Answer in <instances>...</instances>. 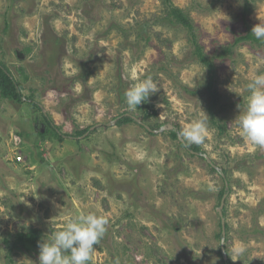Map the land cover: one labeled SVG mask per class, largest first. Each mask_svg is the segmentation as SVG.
Returning a JSON list of instances; mask_svg holds the SVG:
<instances>
[{
	"label": "rangeland",
	"instance_id": "1",
	"mask_svg": "<svg viewBox=\"0 0 264 264\" xmlns=\"http://www.w3.org/2000/svg\"><path fill=\"white\" fill-rule=\"evenodd\" d=\"M172 2L215 66V123L211 74L159 0H0V62L24 96L63 135L102 127L88 139L42 140L41 114L0 98V264H39V248L14 249L18 233L48 240L93 212L109 225L89 264H264V147L238 123L247 83L264 74V40L235 44L264 23V0H247V18L244 0ZM147 77L157 92L130 109L125 91ZM202 110L208 135L193 155L170 132L179 138ZM125 113L144 127H118Z\"/></svg>",
	"mask_w": 264,
	"mask_h": 264
},
{
	"label": "clouds",
	"instance_id": "2",
	"mask_svg": "<svg viewBox=\"0 0 264 264\" xmlns=\"http://www.w3.org/2000/svg\"><path fill=\"white\" fill-rule=\"evenodd\" d=\"M251 33L257 40H264V23L254 25ZM246 90L249 93L247 105L238 117L240 134L254 145L264 147V74L255 75L247 83ZM156 92L155 83L147 77L126 90L124 99L130 109H137ZM208 118L205 113L179 130L178 135L186 146L205 142ZM108 225L107 217L94 212L69 219L62 230L51 232L48 235L50 239L39 242V264H89L95 251L94 245H98L105 236ZM234 251L239 255L244 249ZM116 264H120L119 260Z\"/></svg>",
	"mask_w": 264,
	"mask_h": 264
},
{
	"label": "trees",
	"instance_id": "3",
	"mask_svg": "<svg viewBox=\"0 0 264 264\" xmlns=\"http://www.w3.org/2000/svg\"><path fill=\"white\" fill-rule=\"evenodd\" d=\"M162 11L165 14V16L171 20L173 23H175L178 26H181L183 30L187 33L190 43L194 46L195 48V56L197 58V61L204 67L207 68V71L210 76V82L208 83L207 90L209 92L210 98H211V103L209 104V113L211 116V120L215 123V108L219 104V95L215 91V66L211 59L204 53L203 49L198 45V39L197 35L195 33V28L193 25V22L191 18L185 13L183 9H180L176 7L172 0H159ZM252 5L247 2V0H244L243 6H242V15L243 18H247L251 13H252ZM249 40H255L254 36L252 33H248L246 36H241L236 39L235 44H239L241 42L249 41ZM24 87L22 83L18 82L10 70L7 68V66L3 63L0 62V98L4 101H12L16 104H24V105H29L32 108H34L36 111H38L43 120V124L45 127V132L42 133L40 132V135L42 140L46 139L47 136H53L56 139L60 141H64L66 139H74L75 141H78L79 138L85 137L86 139L90 138L92 135H94L101 127V125H96L93 127H88L80 132H77V134H73L72 136L69 135H63L61 133V130L59 127L55 125V123L52 121L50 116L46 114L43 111L42 106L34 100V97H26L23 94ZM128 124H136L139 126L144 125L140 123L136 118L133 116H129L127 113L122 114L119 118L116 119V125L118 127H123ZM105 127V126H104ZM93 128V129H92ZM107 128V127H106ZM177 129V128H176ZM170 132V135L174 139H179L177 136V131ZM93 132H92V131ZM149 131V130H148ZM150 134H153L151 131L149 132ZM78 137V139H77ZM180 146L183 148H186L189 153L191 154H196V153H201V150L198 146L195 145H185V143H180ZM228 172L227 170H223V175L222 176L223 180L225 182H228ZM226 185L223 188V191L220 193V198L222 200L223 196L228 194V190H226ZM224 212V217H226V213ZM227 229V225L225 227ZM42 241V232L41 230L38 229H30L28 232H21L18 233L15 236V242H14V249L17 251H26V252H33L37 250L39 242ZM231 264V263H228Z\"/></svg>",
	"mask_w": 264,
	"mask_h": 264
},
{
	"label": "water",
	"instance_id": "4",
	"mask_svg": "<svg viewBox=\"0 0 264 264\" xmlns=\"http://www.w3.org/2000/svg\"><path fill=\"white\" fill-rule=\"evenodd\" d=\"M93 129V128H92ZM170 131L173 129V127L172 126H169V128H168ZM179 140H181L180 139V137H179ZM182 141V140H181ZM184 143V142H183ZM208 160V159H207ZM223 177H224V175L223 174H221ZM226 185H227V183H226ZM227 188H228V186H227ZM226 198H227V196L225 195L224 197H223V200H222V202H221V207H220V209H218V214H219V216H220V218H221V222H222V229H223V236L225 237V235H226V233H225V231H226V229H225V227H226V219H225V217H224V214H223V211H224V208H225V202H226ZM223 243H222V246H223V244H224V241H222ZM227 258H226V256H225V260H226Z\"/></svg>",
	"mask_w": 264,
	"mask_h": 264
},
{
	"label": "built area",
	"instance_id": "5",
	"mask_svg": "<svg viewBox=\"0 0 264 264\" xmlns=\"http://www.w3.org/2000/svg\"><path fill=\"white\" fill-rule=\"evenodd\" d=\"M18 161L21 162V158H18Z\"/></svg>",
	"mask_w": 264,
	"mask_h": 264
}]
</instances>
